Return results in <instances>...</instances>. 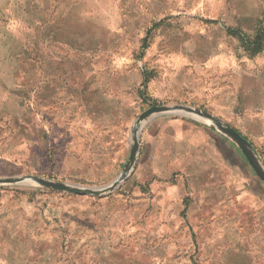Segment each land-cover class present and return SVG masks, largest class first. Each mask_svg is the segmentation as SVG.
<instances>
[{
	"label": "rangeland",
	"instance_id": "rangeland-1",
	"mask_svg": "<svg viewBox=\"0 0 264 264\" xmlns=\"http://www.w3.org/2000/svg\"><path fill=\"white\" fill-rule=\"evenodd\" d=\"M264 0H0V178L102 186L137 116L187 105L238 131L264 170ZM22 97V96H20ZM28 116V117H27ZM125 178L77 195L0 183V264H264V182L211 122L141 124Z\"/></svg>",
	"mask_w": 264,
	"mask_h": 264
},
{
	"label": "water",
	"instance_id": "water-1",
	"mask_svg": "<svg viewBox=\"0 0 264 264\" xmlns=\"http://www.w3.org/2000/svg\"><path fill=\"white\" fill-rule=\"evenodd\" d=\"M156 115H177L186 117L195 121L207 123L211 122V124L216 127L221 133H223L226 137L232 140L244 154L247 161L251 164L252 168L259 174L261 179L264 182V170L259 164L255 154L253 153L250 145L247 140L234 128L224 123L218 117L210 114L207 111L200 110L198 108H194L187 105L175 104V105H152L142 111L135 121V127L132 131V145L130 148V154L128 162L125 166V171L115 178L113 181L106 185L102 186H82V185H73L63 182H55L47 179H43L36 176H22V177H4L0 178V183H30L35 182L39 185L54 189L56 191H64L68 193H73L77 195H88V196H99L105 193H109L114 190L120 182L125 178V173L129 165L134 161L136 152L139 147V129L142 123L147 121Z\"/></svg>",
	"mask_w": 264,
	"mask_h": 264
},
{
	"label": "trees",
	"instance_id": "trees-1",
	"mask_svg": "<svg viewBox=\"0 0 264 264\" xmlns=\"http://www.w3.org/2000/svg\"><path fill=\"white\" fill-rule=\"evenodd\" d=\"M227 32L235 36L243 43V45L252 52H258L261 50L264 41V25L259 27L254 35L249 37L242 30L237 28H227Z\"/></svg>",
	"mask_w": 264,
	"mask_h": 264
},
{
	"label": "crops",
	"instance_id": "crops-1",
	"mask_svg": "<svg viewBox=\"0 0 264 264\" xmlns=\"http://www.w3.org/2000/svg\"><path fill=\"white\" fill-rule=\"evenodd\" d=\"M10 91H9V93L11 94H13L14 95V97L15 98H17L18 99V101H19V104H20V108H21V110L22 111H20L17 115H15V114H11L10 112H8V111H3V110H0V115H6V116H8V118L11 120V119H14V118H19V114L21 115V116H25V114H26V109H25V106H26V99H25V97H23V95H22V92L23 93H27V91L29 90V89H27V87L26 88H23V90H20L19 88H10L9 89ZM20 96H22V97H20ZM28 117V116H27Z\"/></svg>",
	"mask_w": 264,
	"mask_h": 264
}]
</instances>
